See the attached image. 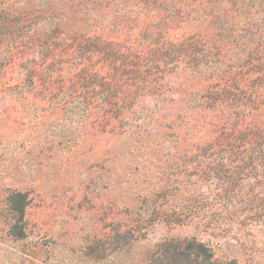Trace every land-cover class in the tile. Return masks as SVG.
I'll use <instances>...</instances> for the list:
<instances>
[{"label": "rangeland", "instance_id": "obj_1", "mask_svg": "<svg viewBox=\"0 0 264 264\" xmlns=\"http://www.w3.org/2000/svg\"><path fill=\"white\" fill-rule=\"evenodd\" d=\"M0 4L35 31L27 42L55 28L68 36L135 39L121 32L122 24L114 25L111 8H98L95 0ZM244 15L240 12L234 24L242 26ZM238 52L229 47L221 55L235 57V64L241 61ZM5 70L0 78V264H92L84 256L88 249H104L103 264H161L162 251L194 240L213 252L203 264H264V209L242 212L239 206L228 214L225 204L208 199L206 186L189 176L194 148L215 137L214 113L190 103L210 82L205 70L196 75L193 68L179 67L157 103L138 93L126 118L109 125H97L92 110L48 102L37 90L18 87L17 64ZM17 193L27 201L23 220L13 211ZM182 261L176 256L170 264Z\"/></svg>", "mask_w": 264, "mask_h": 264}, {"label": "trees", "instance_id": "obj_2", "mask_svg": "<svg viewBox=\"0 0 264 264\" xmlns=\"http://www.w3.org/2000/svg\"><path fill=\"white\" fill-rule=\"evenodd\" d=\"M122 1L95 0V4L111 8L114 25L122 24L121 32L135 35L133 40L116 35L114 39L68 36L55 28L27 42V35L35 31L20 25L19 18L0 4V48L4 47L0 78L6 67L17 64L18 87L35 89L48 102L92 110L97 125H109L126 118L138 93L157 103L169 91L168 76L179 67L193 68L196 75L205 70L210 82L190 103L214 113L215 137L194 148L189 176L196 179L195 185L206 186L208 199L225 204L228 214H236L239 206L242 212L263 210L264 0ZM240 12L245 20L237 26L234 21ZM229 47L238 49L239 63L221 55ZM14 204L17 220H23L26 197L17 193ZM183 216L182 209L178 220ZM13 228L23 235L22 226ZM173 249L159 254L161 264H170L176 256L183 260L179 264H196L192 257L203 264L213 254L195 240ZM88 250L84 256L92 258V264H103L104 249Z\"/></svg>", "mask_w": 264, "mask_h": 264}]
</instances>
